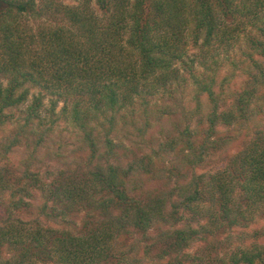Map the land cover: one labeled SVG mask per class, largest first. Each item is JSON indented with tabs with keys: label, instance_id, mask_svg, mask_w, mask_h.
I'll return each instance as SVG.
<instances>
[{
	"label": "trees",
	"instance_id": "obj_1",
	"mask_svg": "<svg viewBox=\"0 0 264 264\" xmlns=\"http://www.w3.org/2000/svg\"><path fill=\"white\" fill-rule=\"evenodd\" d=\"M237 1L95 0L99 16L92 0H80L75 6L57 0H0V128L12 125L15 130L13 137L0 143L6 164L0 166V195H8L6 199L0 196L5 205L0 264H35L38 258L43 264H99L115 255L111 244L116 243L120 249L128 238L140 232L145 235L156 224L162 227L157 237V249H162L159 260L174 251L181 253L198 236L215 253L221 248L208 241L211 235L248 225V210L237 197L243 195L248 208L250 202L264 200L261 131L255 133L256 140L236 153L234 171L193 176L188 184L170 192L146 196L147 201L138 200L133 189L137 186L129 184L135 172L147 171L151 158L145 163L141 158L139 165H113L108 161L114 153L110 139L106 140L108 150L97 157L98 128L107 122L112 129L117 117H123L122 110L133 106L136 98L145 105L148 97L158 92L173 97L180 87L188 88L194 98H199L197 101L204 95L213 104L206 115L209 128L204 129L201 143L184 128L166 144L167 150L178 153L190 169L199 165L211 149L220 147L217 139L213 141L214 135L219 136L217 126H231L259 113L260 108L252 105L264 100V0ZM223 15L238 20L231 32L222 26ZM31 20L39 21L36 28L30 25ZM240 33L247 44L244 60L236 62L229 54L226 60L232 68L230 73L241 72L246 80L234 92L231 107L218 112L216 91L225 88L227 75L218 82L222 66L214 45L230 47V41ZM192 47L198 49L197 54L189 53ZM1 78L7 80L5 85ZM34 89L38 93L29 99ZM48 95L50 105L44 108L43 100ZM60 102L62 110L55 113ZM197 107L200 109V104ZM62 121L74 133L79 132L91 149L88 169L76 172V166L81 172L83 169L78 158L72 161L75 167L71 172L60 173L53 186L46 189L32 166L45 139ZM18 138L32 142L25 144L27 158L21 175L11 178V155L24 143ZM96 157L98 164L93 162ZM179 173L182 176L180 171L176 175ZM42 198L45 201L39 213L47 217H54V212L64 217L76 206L85 208V217L98 218L84 220L76 234L56 232L17 218L16 213L30 206L26 199ZM48 200L57 201L63 208L54 207L49 214ZM206 203L208 211L212 210L206 217L208 225L203 230L194 229L184 215L206 213ZM167 204L170 210L164 212ZM165 223L176 229L166 231ZM230 237L228 234L226 239ZM240 245L209 264H264V241L261 246ZM8 252L12 257L5 259ZM180 257L165 264H183Z\"/></svg>",
	"mask_w": 264,
	"mask_h": 264
},
{
	"label": "rangeland",
	"instance_id": "obj_2",
	"mask_svg": "<svg viewBox=\"0 0 264 264\" xmlns=\"http://www.w3.org/2000/svg\"><path fill=\"white\" fill-rule=\"evenodd\" d=\"M57 1L70 6H75L80 2V0ZM92 7L96 8L98 15L101 16V11L97 9L95 0H92ZM37 23L31 20L30 25L36 28ZM221 23L224 29L231 32V30L237 27L238 20L232 16L226 17L223 15L221 16ZM246 29L248 30V26ZM237 37L236 40L230 41V47L224 48L221 45L218 47L214 45L216 47L215 52H217V57L220 59L222 66L217 74L218 82L220 81L221 83V79L227 75L225 88H223L224 91L221 88H218L216 91L218 112L226 111L231 107L234 92L238 91L241 83L246 80L244 75H239L241 72L234 71L230 73L232 68L229 61L226 60V55L228 54L236 62H241L245 58L243 52L247 51V44L243 33H240ZM196 50L198 49L192 47L189 53L197 54ZM196 69L199 70L200 68L196 66ZM6 81V79L1 78L2 84L5 85ZM37 93L38 89L32 90L29 99ZM192 95L191 90L180 87L175 91L173 97L165 96L160 92L148 97L145 105L142 103L141 98H136L133 106L122 110L123 117H117V121L112 129L105 122L96 131V136H98L97 157L108 150L106 140L110 139L114 145V153H112L111 157H108V161L113 165L126 166L132 162H137L139 165L141 158H144V163L147 161V158H151L152 163L148 165L147 171L140 169V171L135 172L129 184V186H132L134 183L138 187L133 188L137 190L138 200L147 201L146 196L150 195L152 197L159 194V192H170L175 187L188 184L193 176L203 175L207 177L225 169L234 171L237 168L236 153H238L241 147V150L246 147L251 140H256L254 135L257 131L264 133V100H256L252 107L257 106V108H260L259 113H252L246 121L242 119L234 121L231 126H224L223 124L217 126L219 136L217 134L214 135L213 141L217 139L216 144H221L220 147L217 146V149H211L209 154L203 157V161L199 165L190 169V167L182 163L178 153L167 150L166 144L169 138H177L180 131L184 128H188L192 135L197 137L199 143L204 138V129L209 128V124L206 122V115L211 111L213 104L204 95L200 97L199 101H197L199 98H194ZM49 99L50 96L48 95L43 100L44 108L49 107ZM198 104L201 106L200 109L197 107ZM62 105L61 102L58 103L55 113L61 112ZM13 128L14 126L12 125L11 128L9 125L0 128V143L6 137H13L15 132ZM108 130H111V133ZM18 139L24 141V143H20L19 141L20 144L11 155L12 165L8 167L11 178L21 175L27 158V146L25 144H31L32 142L26 139L28 141L26 143L25 139ZM165 150L167 151L165 152ZM58 151L59 153H57ZM170 152L172 153L170 154ZM90 153L91 149L87 148L79 132L76 131L74 133L71 131L68 123L62 121L60 127L45 139L43 147H41L36 155L32 170L39 174L44 188L48 189L53 186L54 182L59 178L60 173L68 174L71 172L70 168L75 167V165H72V161L78 160V158L82 160L80 167L83 169L81 172L79 166H76L75 170L78 173L85 172L84 169H88L87 157L90 156ZM97 157L92 161L98 164ZM100 162L104 161L101 160ZM5 165V158L0 154V166L5 167ZM177 171H180L182 176L180 173L176 175ZM0 196H3L4 199L8 197L6 193ZM43 199H26L30 203L29 208L15 215L24 222L39 224L41 227L56 232L68 231L72 234H76L81 230L84 220L91 222L96 221L98 218L95 216H90V218L85 217V212H87L85 208L78 209L76 206L72 210L67 211L64 217L57 216L56 212H54V217H47L45 214L39 213V206L45 201ZM237 200L241 201L247 208L249 223L246 227H239L227 232H215L214 235H211L208 241L211 244H219L218 246L221 248L215 253H212L213 249L211 247L206 246L208 242L203 241L198 236L181 253L174 251L169 256L163 257L164 259L159 260L157 257L160 250L162 252V249H157V237L162 227L159 228V224H156L145 235L140 232L139 234H134L133 239L129 240L128 238L120 249L117 248L118 245L116 243L111 244L110 248L115 255L108 256L105 261L102 260L99 264H165L171 262L175 256H181L183 264H209V261L215 263L217 258H222L225 252L234 251L239 244H241L240 247L249 244L261 246L264 241V200L260 199V202H250V208L245 205L246 198L243 195L240 198L237 197ZM208 204L206 203L205 205L207 208L206 213H204L205 211L199 213L197 211L196 213L189 212L184 215L185 220L194 229L203 230V227L208 225L206 217L212 211H208ZM47 206L49 207V214H51V209L54 207L56 210L63 208L62 204H58L54 200H48ZM4 207L3 200L0 199V226L3 224L5 218ZM169 210L170 208L167 204L164 212H169ZM164 227L168 232L176 229L173 225L167 223L164 224ZM228 234L231 236L230 240L226 239ZM240 235L243 239L239 238ZM12 254V252H8L5 259L11 258ZM35 264L43 263L38 258ZM46 264L53 263L47 262Z\"/></svg>",
	"mask_w": 264,
	"mask_h": 264
}]
</instances>
